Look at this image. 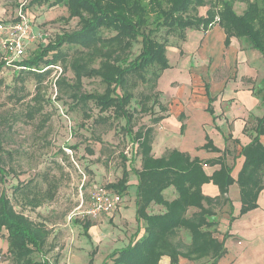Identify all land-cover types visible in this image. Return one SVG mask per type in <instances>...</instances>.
Returning a JSON list of instances; mask_svg holds the SVG:
<instances>
[{
  "label": "trees",
  "instance_id": "16d2710c",
  "mask_svg": "<svg viewBox=\"0 0 264 264\" xmlns=\"http://www.w3.org/2000/svg\"><path fill=\"white\" fill-rule=\"evenodd\" d=\"M235 0H28L27 5H64L67 8L66 20L77 18L78 28L70 33L55 35L45 46L38 47L27 59L17 65L23 71L30 72L37 81L49 73L57 62L66 58L62 50L64 44L77 46L79 49L70 62L74 72L75 83L65 82L57 77L54 84L58 89L65 85L70 95L77 102L86 104L91 101L104 113L110 111L114 119H123L126 132L136 143V153L141 155L140 169L131 168L136 176L135 212L136 220L143 225V234L126 246L114 250L105 259L112 264H158L166 255L170 264H178L180 256L189 260H198L211 256L213 264L224 253V243L218 241L217 220L213 205L226 201L225 193L234 182L230 168L221 164L218 171L206 176L202 169L205 161L192 158L176 150L166 152L163 156L151 155L152 128L139 126L133 130L134 112L128 106L134 97L130 86H135L129 76L145 80L144 72L153 66L158 71L154 74V87L160 73L169 67L166 57L167 39L159 40L155 32L161 28L168 36L177 32L184 39L188 28L207 31L213 24L222 27L225 33V45L231 37L245 39L264 59V0H246L241 13L234 10ZM208 6L203 15L199 9ZM152 25V27H150ZM113 34L103 36L101 31ZM140 38V50L130 58V49ZM96 62V67L91 66ZM4 62H0V69ZM18 75V74H17ZM82 77H98L104 85L101 93H81L79 91ZM147 80V79H146ZM145 80V81H146ZM148 94L142 95L139 111L147 114L150 106ZM35 100L40 98L35 93ZM264 102V96H261ZM163 110V106L153 101ZM88 117V115H87ZM157 116L153 121H158ZM264 133V113L257 119L256 135L243 147L244 161L235 182L240 189V215L255 208L259 191L264 187V145L259 135ZM8 154H10L8 152ZM9 157V156H8ZM124 158V157H123ZM8 171L0 158V182ZM129 171L123 169L119 179L107 185L124 195L128 187ZM211 181L219 187L220 194L215 198L201 193V185ZM13 188L21 192V186ZM23 186V185H22ZM172 186L176 197L167 200L163 191ZM49 198L52 193L48 191ZM24 206L31 209L38 207L42 200L36 194L23 193ZM161 205L164 212L150 214L147 209L151 204ZM189 208L196 211L187 215ZM233 217L230 216V220ZM88 221L84 228H88ZM187 228L191 234L189 245L175 241L177 230ZM6 231L7 251L16 264H50L43 258L46 252L50 230L42 222H34L23 211L14 208L5 192H0V231ZM35 254L41 260L34 259Z\"/></svg>",
  "mask_w": 264,
  "mask_h": 264
},
{
  "label": "rangeland",
  "instance_id": "374dc122",
  "mask_svg": "<svg viewBox=\"0 0 264 264\" xmlns=\"http://www.w3.org/2000/svg\"><path fill=\"white\" fill-rule=\"evenodd\" d=\"M206 1L212 3L214 0ZM27 3L28 0H0V23L5 27L0 30V62H4L0 69V158L12 170L0 182V192L6 193L16 210L23 211L34 222L44 223L50 230L43 255L50 264H91L89 253L91 250L98 253V246H90L92 240L83 229L84 222L99 223L104 219L108 224V238L101 239L98 258L112 247L126 243V239L116 240L122 231L116 221L103 213L88 215L86 211L95 190L109 189L107 185L120 178L122 168L126 166L132 177L130 169L137 157L136 143L126 132L123 119H114L110 111L99 112L91 101L77 102L65 85L59 90L54 84L57 77H63L68 84L75 83L70 62L79 49L77 46L64 44L62 50L66 58L57 62L40 81L30 72L18 73L23 70L17 64L30 57L36 48L45 46L57 34L78 28L77 18L66 20L68 13L64 5L30 6ZM245 3L246 0H235L234 10L241 13ZM207 8L204 6L201 10L205 12ZM198 15L202 13L198 12ZM21 16L26 19L24 33L16 27ZM164 31L163 28L156 31V37L180 47L183 40L177 32L167 36ZM101 34L109 36L113 33L103 30ZM16 37L25 41L24 53L19 56L7 50L5 44ZM140 46L138 38L130 49L131 59L139 53ZM168 55L174 63L172 54L168 52ZM96 65L94 62L91 66ZM157 71V66L148 68L144 72L146 81L129 76L128 80L135 83L130 86L134 97L128 106L134 112L133 130L150 120L145 117L148 114L139 111L141 103L138 101L148 94L146 106L153 105L156 100L153 82ZM103 89L98 77H82L81 93H101ZM36 92L40 94L38 100L33 98ZM17 183L21 192L13 191ZM134 186L128 187L131 197L136 190ZM48 191L52 193L51 198ZM23 193L40 196L41 204L35 209L24 206ZM149 209L150 206L147 209L150 214H162L165 210L163 206L159 212ZM195 211L189 208L187 215ZM135 228L132 226L131 231ZM100 233L105 231H98L97 239ZM174 240L189 245L190 231L178 229ZM34 259L41 260V255L35 254ZM0 264H16L7 251L4 229L0 231ZM106 264H112L111 260Z\"/></svg>",
  "mask_w": 264,
  "mask_h": 264
},
{
  "label": "crops",
  "instance_id": "0c3cea01",
  "mask_svg": "<svg viewBox=\"0 0 264 264\" xmlns=\"http://www.w3.org/2000/svg\"><path fill=\"white\" fill-rule=\"evenodd\" d=\"M199 13L204 14L201 8ZM224 40L222 27L215 23L205 32L188 28L180 47H166L169 67L160 73L154 87L156 100L164 109L152 105L145 116L150 120L144 125L152 128L153 157L163 156L171 150L185 153L206 162L202 166L206 176L218 171L221 164L230 168L234 182L224 195L226 201L213 205L217 220L213 236L224 243V253L213 264H264V187L257 195V206L240 215V189L235 182L244 161L242 149L255 137L257 119L264 113L261 99L264 96V59L245 39L231 37L228 45ZM157 116L162 118L153 121ZM259 141L264 145V133L259 135ZM136 154L133 168L140 169L141 155ZM125 170L129 171L126 166ZM130 174L128 187L136 183L135 174ZM128 187L127 194L119 193L123 202L118 209L105 214L117 222L122 231L116 240L126 239L125 244L112 247L100 259L99 245L101 239L108 238V224L104 219L99 223L91 220L85 229L83 223L87 237L92 240L90 246H98V253L92 250L89 253L91 264H102L111 252L143 234L142 222L137 221L135 215L136 191L131 197ZM201 193L215 198L220 191L216 184L208 181L201 185ZM163 194L167 200L176 197L172 186ZM160 207L151 204L149 210L159 212ZM230 216L233 219L230 220ZM132 226L136 227L134 231H131ZM103 230L105 233H100L97 239L95 234ZM211 261V256L198 260L178 258V264H210ZM158 264H170V258L163 255Z\"/></svg>",
  "mask_w": 264,
  "mask_h": 264
},
{
  "label": "built area",
  "instance_id": "2783aa9c",
  "mask_svg": "<svg viewBox=\"0 0 264 264\" xmlns=\"http://www.w3.org/2000/svg\"><path fill=\"white\" fill-rule=\"evenodd\" d=\"M21 32H25L26 28V19L24 16H21V21L16 26ZM5 29L3 23H0V30ZM7 45V50L11 53L19 56L24 53L25 50V41L22 37H16L10 40ZM121 202V195L116 192H112L105 188H98L91 196V202L89 204V210L86 211L88 215H94L97 213L111 214L116 211Z\"/></svg>",
  "mask_w": 264,
  "mask_h": 264
}]
</instances>
